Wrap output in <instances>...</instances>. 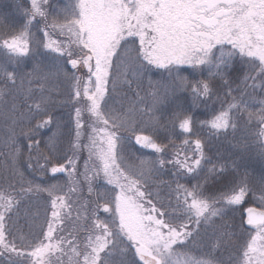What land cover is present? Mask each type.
Returning <instances> with one entry per match:
<instances>
[{"label":"snow or ice","instance_id":"1","mask_svg":"<svg viewBox=\"0 0 264 264\" xmlns=\"http://www.w3.org/2000/svg\"><path fill=\"white\" fill-rule=\"evenodd\" d=\"M0 133V264H264V0H0Z\"/></svg>","mask_w":264,"mask_h":264},{"label":"trees","instance_id":"2","mask_svg":"<svg viewBox=\"0 0 264 264\" xmlns=\"http://www.w3.org/2000/svg\"><path fill=\"white\" fill-rule=\"evenodd\" d=\"M8 2L9 3H11V0H8ZM12 19L14 20V21H19V16H17L15 13H13V16H12ZM159 77H155L154 79H158ZM60 111H63L64 113H65V118L67 117V110L66 109H62V110H60ZM200 119H203L204 117H199ZM0 136H2V133H0ZM85 155H87L86 153H85ZM3 163V157L2 156H0V164H2Z\"/></svg>","mask_w":264,"mask_h":264}]
</instances>
